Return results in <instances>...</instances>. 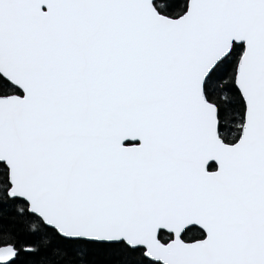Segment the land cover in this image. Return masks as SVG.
I'll use <instances>...</instances> for the list:
<instances>
[{
	"label": "snow or ice",
	"instance_id": "6c2138e0",
	"mask_svg": "<svg viewBox=\"0 0 264 264\" xmlns=\"http://www.w3.org/2000/svg\"><path fill=\"white\" fill-rule=\"evenodd\" d=\"M0 264H264V0H0Z\"/></svg>",
	"mask_w": 264,
	"mask_h": 264
}]
</instances>
